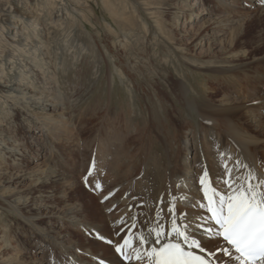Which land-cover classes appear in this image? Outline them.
Segmentation results:
<instances>
[{"label": "rangeland", "instance_id": "rangeland-1", "mask_svg": "<svg viewBox=\"0 0 264 264\" xmlns=\"http://www.w3.org/2000/svg\"><path fill=\"white\" fill-rule=\"evenodd\" d=\"M0 4L3 78L31 83L0 86V264H128L169 206L181 227L187 209L205 212V167L213 184L224 163L264 173L260 0Z\"/></svg>", "mask_w": 264, "mask_h": 264}, {"label": "snow or ice", "instance_id": "snow-or-ice-1", "mask_svg": "<svg viewBox=\"0 0 264 264\" xmlns=\"http://www.w3.org/2000/svg\"><path fill=\"white\" fill-rule=\"evenodd\" d=\"M260 3L264 5V0ZM220 155L223 157L224 153ZM222 166L224 173L215 184L211 182L206 167L198 178L203 198L198 207L210 214L209 220L214 223L205 226L204 217L198 216L196 219L200 222L192 221L181 227L175 222V208L169 206L173 226L167 232L161 226L150 230L155 236L153 243L159 245L151 248L148 254L150 264H209L205 256L215 253L207 252L198 238L209 234L222 238L230 246L223 248V255L229 258L228 264H264V180L258 181L250 172L243 178L233 175L234 171L239 172L238 161L233 166L227 163ZM96 187L99 188V184ZM183 218L187 219L186 213ZM165 236L171 239L162 243ZM139 239L140 243H147L143 233L139 234ZM128 243L129 239L124 237L115 251L123 253Z\"/></svg>", "mask_w": 264, "mask_h": 264}, {"label": "bare ground", "instance_id": "bare-ground-1", "mask_svg": "<svg viewBox=\"0 0 264 264\" xmlns=\"http://www.w3.org/2000/svg\"><path fill=\"white\" fill-rule=\"evenodd\" d=\"M1 5V4H0ZM4 30V29H3ZM2 29H1V27H0V37L1 36H4L5 34H4V31H3ZM6 32H7V30H5ZM10 35H13V36H11V38H10V40L11 41H5L6 43H8V46H9V51H7V53H6V56L8 57L11 53H12V55H13V57L11 58V57H9L8 58V60H9V63H10V65L11 66H13V64L16 62V60H18L19 59V57L18 56H20L19 55V53L21 52L20 51V38H22V37H16V36H18V33H15V34H10ZM22 35V34H21ZM3 55H5V52H3V53H1V51H0V58H2V56ZM21 63V62H20ZM20 63H17V68H18V65L20 64ZM3 66H4V61H3V64H2ZM20 75H21V73H20ZM0 86L1 87H6V88H9V90H14V91H19V90H21V89H23V88H29L30 86H31V83H28L23 77H21L20 79H19V81L18 82H11V80L10 79H4L3 78V71H2V67L0 68ZM0 91H1V89H0ZM14 100H16V101H18V98L17 97H12ZM240 109V108H239ZM234 110V109H233ZM231 139V138H230ZM250 143H252L251 141H248L246 144H250ZM243 145H244V143H243ZM236 150H239V146L238 147H234ZM253 148V146H249V149L251 150ZM225 151H227V150H225ZM225 151H223V153L227 156V157H229V158H232L233 156H231V153L232 152H229V151H227V152H225ZM227 153V154H226ZM246 156V153L244 154V157ZM233 160H234V158H233ZM255 163V165L258 167V163L257 162H254ZM215 166V165H214ZM256 166H255V168H256ZM224 171V170H223ZM235 173V172H234ZM238 174V173H237ZM264 176V173H262V172H259V173H257V177L258 176ZM262 178V177H261ZM20 181V180H19ZM190 184V183H189ZM180 189V188H179ZM183 189H185V187L183 188ZM191 193L192 194H194V195H196L197 194V192L196 191H191ZM182 194V195H181ZM180 194V200L181 199H184L185 197H183V193H181ZM189 197H190V195H188ZM198 201V200H197ZM193 205L196 203V200L194 199V200H192V201H190ZM201 202V201H200ZM190 203V204H191ZM199 202H197V205L196 206H198L199 204H198ZM167 204H168V202H167ZM155 209V208H154ZM193 211V213H191V212H189V211H191V210ZM189 209V211H188V209H187V211H186V214H187V219H184L183 218V220H185V221H189V222H192V221H196V222H200V221H198L196 218L198 217V216H203L204 217V221L206 222V225L205 226H211L214 222L213 221H209V219L206 217V212H204V213H201V214H199V208L197 209L198 211H194L192 208H190ZM201 212V211H200ZM166 213V212H165ZM184 214H185V212H184ZM154 215L157 217V218H159L160 217V215L159 214H157V212H154ZM166 215V214H165ZM167 216V215H166ZM168 216H169V214H168ZM176 218V217H175ZM167 219V218H166ZM136 220V219H135ZM181 219H177L176 218V220H175V222H176V224L177 225H179L180 226V223L179 222H181L180 221ZM165 222V221H164ZM170 222V223H169ZM169 222H168V226H167V228L165 229V227H164V231L165 232H167L172 226H173V220L172 221H170L169 220ZM158 226V225H157ZM160 226H162V225H160ZM127 230V229H126ZM148 231V230H147ZM146 237H147V243H139L141 246V249H140V251L139 252H135V254H132L131 255V257H130V255H127V253H125L124 252V255H123V260L124 261H126V263H128V264H150V257H149V252H150V250H151V248H153V247H159V245H156V244H154L153 243V240H154V238H155V236H154V232H142ZM115 234V233H114ZM214 236H211V234H209V235H205V236H200V237H198L199 239H200V242H201V244H202V246L204 247V246H206L207 244H212V243H214L215 242V238H213ZM169 239H171L170 237H167V236H165V237H162V243H166V242H168V240ZM136 242H137V239L135 240ZM135 241H133V244H134V242ZM136 245V244H135ZM138 245V244H137ZM126 246H130V245H126ZM210 246V245H209ZM131 247H132V245H131ZM144 247H145V250H143L144 249ZM225 247H229L227 244H226V242L223 244V246L222 247H219L215 252L218 254V256H216V258L215 257H213L212 255H206L205 256V258L206 259H208L209 260V262L210 263H212V264H228L225 260H223V256L222 255H220L218 252L220 251V250H222L223 248H225ZM135 248H139V247H135ZM134 248V249H135ZM205 248V247H204ZM210 249L212 248V245H211V247H209ZM132 249V248H131ZM114 258V257H113ZM16 261V260H15ZM12 262H13V260H12Z\"/></svg>", "mask_w": 264, "mask_h": 264}]
</instances>
